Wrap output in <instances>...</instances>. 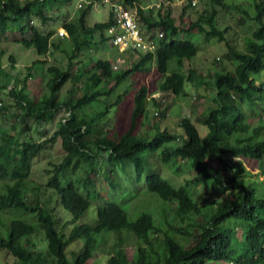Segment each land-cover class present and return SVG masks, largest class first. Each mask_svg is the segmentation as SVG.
Returning <instances> with one entry per match:
<instances>
[{"label": "trees", "instance_id": "trees-1", "mask_svg": "<svg viewBox=\"0 0 264 264\" xmlns=\"http://www.w3.org/2000/svg\"><path fill=\"white\" fill-rule=\"evenodd\" d=\"M47 1L0 0V43L6 33L19 31L21 37L14 42L33 48L38 56L23 78L7 71L0 57V88L16 98L21 123L18 129L16 123L13 128L0 124V179L4 181L0 187V249L10 252L18 264H88L96 253L105 254L107 264H264V180L243 165L244 159L264 163V81L253 76L264 70V0H244L248 5L209 0L204 15L191 21L185 33L171 6H165L166 0L161 7L148 9L139 5L141 0H123L137 8L143 29L156 28L164 36L154 51L126 56L130 66L120 69L110 59L90 52L108 40L105 32L113 23L111 10L107 21L90 25L88 16L94 5L90 2L63 22L66 34L55 40L52 30L41 29L56 19L47 14ZM194 5L188 0L180 17ZM230 9L241 13L240 23L248 19L253 23L251 36L245 37L246 51L228 38L230 26L219 24L220 11ZM36 20L41 24H35ZM192 31L223 42L227 48L224 59L234 64L213 74L215 106L201 118L208 132L201 136L192 118L185 116L179 122L182 132L157 126L151 135L136 133L153 97L146 84L138 85L133 95L128 129L121 134L106 130L104 118L121 103L124 93H118L114 102L110 97L133 73L155 70L164 74L160 90L174 95L184 91L187 81L202 82L196 79L194 68L188 69L189 74L183 71L185 59L198 52L195 42L183 38ZM58 50L66 57V66L63 62L47 66L45 57ZM10 60L15 58L10 56ZM172 60L175 69L171 71ZM36 70L44 76L47 90L38 99L26 85ZM70 81L76 89L71 87L62 95ZM10 85L13 88L8 91ZM62 108L68 115L46 137L41 123L55 120ZM32 117L35 126L28 121ZM58 139L65 152L62 160L45 169L44 184L33 183L34 159ZM104 152L112 165L126 169V161L130 162L137 182L164 203L170 202L160 208L167 226H159L150 212L132 217L121 203L103 195L96 220L76 224L92 204L98 158ZM151 153L176 170L180 160L189 162L195 176L176 185L157 170L147 174L145 184L142 179ZM104 173L113 175V171ZM201 183L232 190L234 197L208 213L192 192V186ZM58 204L64 215L59 214ZM77 240L82 241L81 247L69 251ZM129 245L135 246L132 258Z\"/></svg>", "mask_w": 264, "mask_h": 264}, {"label": "rangeland", "instance_id": "rangeland-1", "mask_svg": "<svg viewBox=\"0 0 264 264\" xmlns=\"http://www.w3.org/2000/svg\"><path fill=\"white\" fill-rule=\"evenodd\" d=\"M161 1L141 0L139 5L144 9H148L155 3ZM167 1L168 0H166L165 6H171L173 15L177 19V23L182 25L184 33L186 32L185 28L188 27L191 21L201 19L204 15L203 11L207 6V3L209 4V0H195L196 4L194 7L187 9L183 17H180L188 0ZM228 1L240 2L248 5L247 2L243 3L244 0ZM80 2H83L82 7H86L90 2L94 4L88 16V23L90 25L108 20L110 13V3L108 1L71 0L68 3H63L62 0H48L47 14L56 19L48 22L46 25H42L41 29L46 32L52 30L54 32V39L57 40L59 35L62 36V30H65L63 22L66 19L70 20L79 12L81 7L78 5ZM219 15V24L222 27L230 26L229 32L227 33L228 38L231 39L232 42L237 43L242 50L246 51L245 37L251 36L253 23L249 19L245 24L240 23L241 13L233 9L228 11L221 10ZM35 24H41V22L36 20ZM105 36H107L106 32ZM19 37H21L19 31L8 32L3 36L0 43V57L3 61V66L7 71L23 78L27 74V67L31 65L33 60L38 56L33 48L28 49L23 47L22 44L14 42V40ZM183 38L192 40L198 47V52L194 57L191 59H185L183 71L189 74L188 69L194 68L196 70V79L202 80V82L200 84H194L191 81H187L185 83L184 91L180 95H174L172 92L160 90V80L164 74H160L155 70L151 71L149 74L133 73L126 81L117 87L110 97V101L114 102L118 93H124L121 103L113 107L110 115L104 118L103 124L106 130H109L111 133L116 132L121 134L128 129L130 126V114L134 103L133 95L138 85L146 84L153 91V97L147 103L145 116L139 123L136 133L139 135H151L157 126L161 128L167 127L171 131L178 130V132H182V129L179 127V122L181 118L185 116L192 118L201 136H204L208 132V126L201 122V118L210 106H215L213 100V97L215 96L213 74L216 70L233 68L234 64L233 62L224 59L227 51L226 45L223 42L218 41L216 38L207 37L205 34H200L196 31H192V34H190L189 37L185 36ZM90 52L96 57L110 59L111 62H113V65L118 66L119 69L130 66L127 59L122 58L121 53L116 47H113L110 44L109 40L105 41L103 44L96 45L90 50ZM10 56L15 58L14 62L10 60ZM45 59L47 60V66L59 62H63V66H66L67 63L66 57L59 50L55 51L54 54L45 57ZM11 64L14 65V68L11 67ZM174 69L175 64L174 60H172L170 70L172 71ZM72 72H75V68H73ZM253 76L259 77L264 81V70L258 74H253ZM26 82L27 88L30 90L31 96L34 99H38L47 94L44 76L41 75L39 71H34L33 75L29 77ZM72 85L73 83L71 81L68 82L62 89V95H64L71 87L76 89L77 86ZM7 88L9 91L13 88V85L8 86ZM126 90L128 91L125 93ZM0 98L3 103L2 105L0 103V124L13 128V125L16 123V128L18 129L21 123L17 119L19 106H17L16 98L10 95L9 92L7 93V89L3 87L0 88ZM3 106H5L6 109H2ZM163 110H166V115H162ZM67 115V110L62 108L58 111L55 120L50 123H41V128L44 134H46V137L53 134L58 128L59 121ZM28 121L32 126L37 124L33 117L29 118ZM64 153L60 139L54 143H50L46 150L34 159L30 180L35 184H44L48 178V173L45 169L51 167V162L57 163L61 161ZM102 154L103 155L98 158V174L94 178L96 186L94 188L95 192L91 197L92 204L76 224L79 225L81 222L91 223L96 220L98 204L104 202L101 198L103 195L106 198H111L114 201L121 203L132 217H135L140 212H150L159 226H167L160 213V208L163 204H170V202L164 203L158 196L149 192L143 183L137 182L134 176L133 165L130 162L126 161V169H124L121 165L110 164L106 159L107 153L104 152ZM149 156L151 158V164L147 168L145 176L142 179L145 184L147 174L157 170L160 171L159 173L164 178L169 181L171 179L176 185H181L185 183L186 179L195 176V172L189 162L180 160L179 169L176 170L174 166L170 168V164H165L161 160L159 161L156 159L158 157L157 153H151ZM211 162L216 167L220 166V163L217 160H211ZM243 165L257 178L264 180V163H259L255 159H244ZM104 171H113V175L109 176V174L108 176H105ZM3 183L4 181L0 179V187ZM192 192L194 198L197 199L204 208H208V213H210L212 209H215V207L222 205L226 200L234 197L232 190H223L219 187L214 188L210 184L205 183L194 184L192 186ZM46 194L49 195V191ZM54 198L55 197H53V199ZM58 212L60 215H64L59 204ZM66 217H69L67 213ZM168 218L170 219V213ZM241 232V227H238V234L241 235ZM184 238L187 239V236ZM81 245L82 241L77 240L69 245L68 250H78ZM134 251L135 246L129 245L128 255L130 258L133 257ZM106 257L105 254L96 253L87 261V263L107 264ZM0 264H18V262L10 252L5 249H0ZM213 264H220V262Z\"/></svg>", "mask_w": 264, "mask_h": 264}, {"label": "built area", "instance_id": "built-area-1", "mask_svg": "<svg viewBox=\"0 0 264 264\" xmlns=\"http://www.w3.org/2000/svg\"><path fill=\"white\" fill-rule=\"evenodd\" d=\"M110 3L113 23L106 29L107 37L110 44L116 47L121 54H125L122 58H127L131 53L154 51L159 40L164 36V32L156 28L143 29L138 17L136 7L127 6L123 0H103ZM161 1V0H160ZM161 2L154 5L161 7ZM167 2H170L169 0ZM193 4L195 0H192ZM83 2L79 3L82 7ZM66 32L63 29L61 35ZM117 67V66H115Z\"/></svg>", "mask_w": 264, "mask_h": 264}, {"label": "crops", "instance_id": "crops-1", "mask_svg": "<svg viewBox=\"0 0 264 264\" xmlns=\"http://www.w3.org/2000/svg\"><path fill=\"white\" fill-rule=\"evenodd\" d=\"M155 97V96H154Z\"/></svg>", "mask_w": 264, "mask_h": 264}]
</instances>
